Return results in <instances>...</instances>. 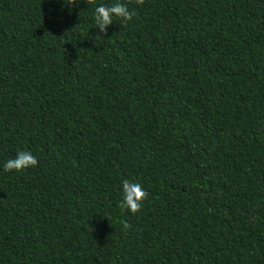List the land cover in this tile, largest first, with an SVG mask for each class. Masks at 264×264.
Wrapping results in <instances>:
<instances>
[{
  "label": "trees",
  "instance_id": "16d2710c",
  "mask_svg": "<svg viewBox=\"0 0 264 264\" xmlns=\"http://www.w3.org/2000/svg\"><path fill=\"white\" fill-rule=\"evenodd\" d=\"M0 264H264V0H0Z\"/></svg>",
  "mask_w": 264,
  "mask_h": 264
},
{
  "label": "clouds",
  "instance_id": "9594fccd",
  "mask_svg": "<svg viewBox=\"0 0 264 264\" xmlns=\"http://www.w3.org/2000/svg\"><path fill=\"white\" fill-rule=\"evenodd\" d=\"M85 2L95 4V0H85ZM144 2L145 0H135L138 5H143ZM69 4L76 5V0H69ZM135 14V11L129 10L126 3L117 2L110 6L100 5L95 7L94 22L99 32L107 35L108 27L113 23L114 17L121 19L126 24L132 20ZM36 166H38V160L30 151H18L15 158L6 161L3 165V171L19 172ZM122 191L123 200L120 202L119 207L133 215L142 209L144 201L149 197V193L143 188L142 184L129 179H122ZM121 224L125 231L131 227L127 221H121Z\"/></svg>",
  "mask_w": 264,
  "mask_h": 264
}]
</instances>
